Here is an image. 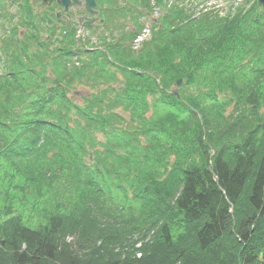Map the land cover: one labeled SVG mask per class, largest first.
<instances>
[{
	"label": "trees",
	"instance_id": "1",
	"mask_svg": "<svg viewBox=\"0 0 264 264\" xmlns=\"http://www.w3.org/2000/svg\"><path fill=\"white\" fill-rule=\"evenodd\" d=\"M14 1L0 0V264H264L256 0L223 15L99 0L132 25L63 30L54 48ZM83 80L104 87L78 104Z\"/></svg>",
	"mask_w": 264,
	"mask_h": 264
},
{
	"label": "rangeland",
	"instance_id": "2",
	"mask_svg": "<svg viewBox=\"0 0 264 264\" xmlns=\"http://www.w3.org/2000/svg\"><path fill=\"white\" fill-rule=\"evenodd\" d=\"M163 1H165V2L166 1L167 2H173V3L179 2L178 3L179 5H181V2H182L186 6H189L190 1H193L192 2V4H193L192 7L196 6L197 10H200L202 8H205V9H208V10H216L217 9L219 11L220 15H223L224 13H226L228 11L230 6L236 5L237 3H239L242 0H189V1L188 0H163ZM97 2H99V0H97ZM25 3L28 4L31 7L33 13L36 16H38V13L40 11L39 5H38V1H36L35 4H30V2H26V0H15L12 3L13 6H6V4H3V6L4 7L6 6L5 8L8 9L9 15L12 16V19H13V17L16 14L15 13L16 9L20 5L21 6L25 5ZM44 4H45V6H47V3H44ZM103 10H106V14L103 16L101 14V12H100L101 16L99 15V18H101L102 20L104 19L105 21L108 20L107 21V24L109 26L108 30L111 29L110 27H115V26H118V25L125 26L126 28L130 27L132 25V22H131L130 18H128L127 16H121L120 18L119 17H113L112 16V6H108V8L104 7ZM159 13H160V11L158 9L152 8V16H149L148 20H146L147 26H149V24L151 23L152 20H155L159 16ZM102 16H103V18H102ZM148 22H150V23H148ZM13 23H15V20H13ZM17 25H19V24L17 23ZM37 26L41 30V32L38 34V38L41 41H43L42 39H45L46 41H49L50 39H47L46 37L48 35H51V38L53 40L51 41V46L50 47H53V48L56 47L58 39L62 37V31L63 30L68 32V34L70 36L75 35L76 39H79V38H84L85 39L87 36H89L87 30L82 29L76 23L71 24V23H68L67 21L65 23H62L61 27H57V28H55V29H53L51 31L47 30L39 22L37 23ZM24 33H25V30L23 28H19L16 31V35L17 36H21ZM3 34L6 35L8 33H7V31H5V33H3ZM2 36L3 35L0 32V39H1ZM148 37H149V31L148 30H144L142 32L141 36L137 39V41H135V45L137 43L141 42L142 40H145ZM86 40H88V39H86ZM89 40L91 42V39H89ZM95 44H97L96 39H92V45H95ZM49 69L51 71V67ZM49 69H48V71H49ZM114 77H115V79L118 80V83H119V81H122L121 76H117L116 75ZM182 85H183V83H181L180 87H176L175 84L172 85V87L170 88L171 94L173 93L174 90L177 93V91L182 88ZM73 87H74V90L77 91L78 93L76 95L72 94V97H73V99L77 100L80 97L79 95L85 96L87 92L98 94V92H100V90L104 87V85H102L101 83L98 84V83H93V82H88V81L86 82V81L83 80V82H80V83H79V81L75 82ZM77 103H78V100H77ZM229 109L230 108H228V110ZM117 111L121 112L120 110H117ZM149 113L153 114L152 110L147 112V115L150 116ZM123 118H124V120H123L124 123H128L129 122L128 120H129L130 117H128V114H124ZM98 135L99 134H97L96 137L98 138V140L101 141L102 137L100 138Z\"/></svg>",
	"mask_w": 264,
	"mask_h": 264
},
{
	"label": "flooded vegetation",
	"instance_id": "3",
	"mask_svg": "<svg viewBox=\"0 0 264 264\" xmlns=\"http://www.w3.org/2000/svg\"><path fill=\"white\" fill-rule=\"evenodd\" d=\"M36 1L39 2V7H41L42 2L47 3L48 5L47 11L49 12L50 16L54 19L57 18L58 13H61V10L60 11L57 10L56 0H33L34 4L36 3ZM107 1L111 2V0H107ZM98 14L100 15L99 12ZM99 15L97 16L98 19H100ZM82 18H86V19H82ZM89 19H92V16L85 13L83 0L80 1L79 5H75L72 8H70L66 14L61 13L60 17L57 18V20H60L63 23H65L66 21L71 24L76 23L80 27L81 25H84V26L89 25V24H86ZM97 24H98V20L95 19L94 24H92L91 26H95Z\"/></svg>",
	"mask_w": 264,
	"mask_h": 264
},
{
	"label": "water",
	"instance_id": "4",
	"mask_svg": "<svg viewBox=\"0 0 264 264\" xmlns=\"http://www.w3.org/2000/svg\"><path fill=\"white\" fill-rule=\"evenodd\" d=\"M81 0H57V5H58V9H60V7H63V13H66L68 11V8L73 7L75 5H79ZM259 5L262 6L263 10H264V0H258L257 2ZM84 5H85V11L89 14H92L94 16H96V12L93 11V9L96 7L94 0H84ZM40 17L43 20H46L47 24L52 25V22L48 19V13L47 12H41L40 13ZM89 24L93 23V20L88 22ZM176 87H180L181 86V82L180 80L176 81L175 83ZM173 96L176 95V91L174 90L172 93Z\"/></svg>",
	"mask_w": 264,
	"mask_h": 264
}]
</instances>
